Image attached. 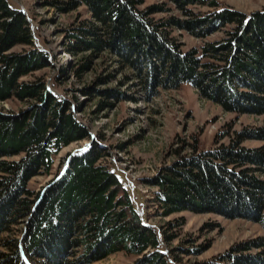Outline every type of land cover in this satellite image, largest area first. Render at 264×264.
Masks as SVG:
<instances>
[{"label": "trees", "instance_id": "1", "mask_svg": "<svg viewBox=\"0 0 264 264\" xmlns=\"http://www.w3.org/2000/svg\"><path fill=\"white\" fill-rule=\"evenodd\" d=\"M170 1L182 18H156L166 6L143 8L144 0H45L61 14L79 15L86 7L90 15L78 16L62 31L64 50L77 63L64 66L58 82L67 80L69 70L83 76L105 54L129 70L125 78L139 80L146 95L189 84L226 112L264 115V9L245 13L219 0ZM174 29L199 39L219 31L224 36L185 50ZM37 40L28 14L11 0H0V102L17 99L26 105L18 112L0 109V264H92L118 252L135 258L129 264H172L163 244L175 240L172 229L184 223L169 222L161 233L150 225L119 172L102 161L109 152L98 140L68 154L63 171L40 192L29 187L33 177L51 173L64 147L91 138L69 98L43 76L24 79L54 66L52 54ZM95 86L84 92L103 95L99 109L113 105L110 97H126L119 89ZM254 139L264 140V126L235 131L229 144L211 149L194 145L191 153L162 168L146 181L156 187L155 212L163 217L217 213L264 228V146L243 145ZM206 249L173 251L179 259L183 252ZM202 264H264V236Z\"/></svg>", "mask_w": 264, "mask_h": 264}, {"label": "rangeland", "instance_id": "2", "mask_svg": "<svg viewBox=\"0 0 264 264\" xmlns=\"http://www.w3.org/2000/svg\"><path fill=\"white\" fill-rule=\"evenodd\" d=\"M219 1L245 13L264 9V0ZM11 2L28 14L34 31L40 36V42L37 40V43L52 54L54 61V66L46 67L24 79L31 80L43 76L50 88L53 87L60 95L72 101L77 116L88 125L91 133V138L64 147L58 154L50 174H41L30 180L29 187L32 190L40 192L47 187L51 180L63 171L64 160L68 154L86 147L92 139H96L109 152L102 161L110 169L119 172L129 187L134 202L150 225L161 233L168 227L169 222L184 223L172 229L177 238L169 244H163L174 258L172 264H202L225 253L238 243L264 236L261 224L244 218L231 219L217 213L197 214L189 211L167 217L158 215L153 202L156 187L149 186L146 182L156 176L162 168L172 164L180 155L191 153L194 145L199 150L211 149L222 143L229 144L235 131L245 127L264 126V115L226 112L213 101L201 98L189 84L177 90L156 88L157 94L146 95L139 80L131 76L125 78L131 72L118 68L105 54L96 58L83 76L69 70L67 80L60 84L58 80L61 78L59 75L62 68L77 63L75 56L64 50L62 31L74 24L78 16L81 15V19L90 17L86 7L79 9V15L75 12L61 14L57 9L45 4V0ZM153 4H163L167 9L155 13L153 16L156 18L171 15L183 17L182 12L170 0H144L142 7ZM193 9L205 11L209 8L193 6ZM173 35L179 37L184 43L183 49L186 50L191 47L200 48L206 41H216L222 38L224 33L219 31L206 39H199L186 31L174 29ZM21 48L16 47L15 50ZM113 72V77L98 82L100 77H106ZM93 85L102 90L119 89L125 92L126 97L119 100L110 97L113 105L99 109L98 102L103 95L98 93L93 96L84 92L86 87ZM78 102L82 106L80 110L77 109ZM24 108L26 105L17 99L0 102V109L5 111L18 112ZM224 135L225 138L221 139ZM243 145L257 148L264 146V140H246ZM17 234H21V230L18 229ZM193 246H207V249L200 254L183 252L179 259L176 258L173 249H188ZM134 259L124 252H118L92 264H129Z\"/></svg>", "mask_w": 264, "mask_h": 264}]
</instances>
